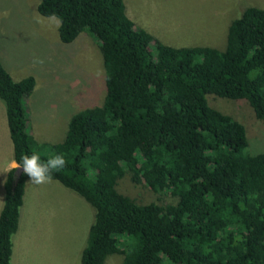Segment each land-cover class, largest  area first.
Instances as JSON below:
<instances>
[{
	"label": "trees",
	"instance_id": "1",
	"mask_svg": "<svg viewBox=\"0 0 264 264\" xmlns=\"http://www.w3.org/2000/svg\"><path fill=\"white\" fill-rule=\"evenodd\" d=\"M58 19V38L82 32L102 50L101 105L77 111L60 142L28 129L25 98L35 78L12 77L0 59L13 160L62 154L53 174L93 207L79 264H264V152L250 153L244 125L206 95L244 99L264 123V9L246 7L226 45L175 47L151 37L126 14L123 0H39ZM8 170L0 208V264H12L23 170ZM175 202L139 203L116 188L125 174Z\"/></svg>",
	"mask_w": 264,
	"mask_h": 264
},
{
	"label": "rangeland",
	"instance_id": "2",
	"mask_svg": "<svg viewBox=\"0 0 264 264\" xmlns=\"http://www.w3.org/2000/svg\"><path fill=\"white\" fill-rule=\"evenodd\" d=\"M128 17L151 37L175 46L207 45L223 49L228 27L248 6L264 9V0H123ZM39 0H0V56L12 77L32 75L35 85L25 98L28 129L40 142H60L72 116L80 109L101 105L105 95L102 50L82 32L70 43L58 38V19L37 11ZM208 104L241 122L247 150L264 152V123L244 99L206 95ZM0 116L6 119L0 98ZM1 134V131H0ZM0 144V208L5 162L12 153ZM8 166V165H7ZM3 168V170H2ZM30 178V177H29ZM28 179V178H27ZM26 179V181H27ZM116 188L139 203L175 202L171 194L156 193L125 174ZM93 207L58 180L35 185L25 182L16 233L12 235V264H79ZM114 253L105 264H121Z\"/></svg>",
	"mask_w": 264,
	"mask_h": 264
},
{
	"label": "clouds",
	"instance_id": "3",
	"mask_svg": "<svg viewBox=\"0 0 264 264\" xmlns=\"http://www.w3.org/2000/svg\"><path fill=\"white\" fill-rule=\"evenodd\" d=\"M66 166V159L62 154L54 155L47 160H42L39 153L23 155L19 162L13 161L11 167L23 169L25 175L30 177V184L42 185L51 183L53 174L59 172Z\"/></svg>",
	"mask_w": 264,
	"mask_h": 264
},
{
	"label": "crops",
	"instance_id": "4",
	"mask_svg": "<svg viewBox=\"0 0 264 264\" xmlns=\"http://www.w3.org/2000/svg\"><path fill=\"white\" fill-rule=\"evenodd\" d=\"M0 59H1V56H0ZM2 63H3V60H2ZM4 65V64H3ZM11 74V73H10ZM12 75V74H11ZM0 107H2L1 106V104H0ZM3 108V107H2ZM5 130H6V132L8 133V128H7V122H6V119L1 115L0 116V131H1V134H0V136H4V133H5ZM9 135V134H8ZM7 140V136L6 137H4V138H2L1 139V141H0V144L1 145H3V147L6 149V145H8L9 146V143H8V141H6ZM13 152L12 153H10V157H9V160L8 161H6L5 162V166H6V168L4 169V170H6V173L8 172V170L9 169H11L12 167H11V165H12V163H13ZM8 165V166H7ZM2 170H3V168H2ZM28 180H30V178H28L27 179V181H26V183L28 182ZM0 197H1V193H0ZM2 204V203H1ZM23 204V203H22ZM22 206V205H21ZM20 210H21V207H20ZM19 219H20V217H19ZM19 228V227H18ZM12 243H13V241H12ZM12 256H13V252H12ZM14 257V256H13ZM12 261H13V259H12Z\"/></svg>",
	"mask_w": 264,
	"mask_h": 264
},
{
	"label": "water",
	"instance_id": "5",
	"mask_svg": "<svg viewBox=\"0 0 264 264\" xmlns=\"http://www.w3.org/2000/svg\"><path fill=\"white\" fill-rule=\"evenodd\" d=\"M22 170H23L22 168H20V169H16V171H15V173H14L15 176H19Z\"/></svg>",
	"mask_w": 264,
	"mask_h": 264
}]
</instances>
